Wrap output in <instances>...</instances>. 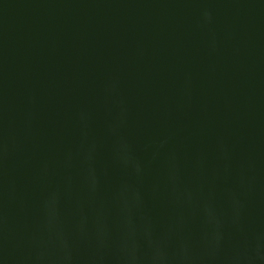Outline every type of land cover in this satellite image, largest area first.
<instances>
[{"label": "water", "instance_id": "obj_1", "mask_svg": "<svg viewBox=\"0 0 264 264\" xmlns=\"http://www.w3.org/2000/svg\"><path fill=\"white\" fill-rule=\"evenodd\" d=\"M0 264H264V0H0Z\"/></svg>", "mask_w": 264, "mask_h": 264}]
</instances>
